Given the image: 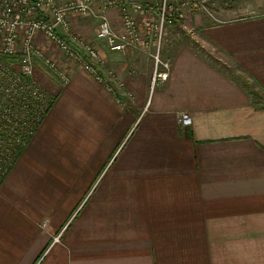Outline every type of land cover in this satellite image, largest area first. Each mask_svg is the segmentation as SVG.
<instances>
[{"label": "crops", "instance_id": "1", "mask_svg": "<svg viewBox=\"0 0 264 264\" xmlns=\"http://www.w3.org/2000/svg\"><path fill=\"white\" fill-rule=\"evenodd\" d=\"M231 1L208 0L218 21L190 13L168 28L194 29L208 56L190 44L163 56L171 75L154 90L153 58L131 49L106 56L115 95L74 63L50 86L0 186V264H264V0ZM91 19L71 16L87 40Z\"/></svg>", "mask_w": 264, "mask_h": 264}, {"label": "built area", "instance_id": "2", "mask_svg": "<svg viewBox=\"0 0 264 264\" xmlns=\"http://www.w3.org/2000/svg\"><path fill=\"white\" fill-rule=\"evenodd\" d=\"M95 2L0 0V186L54 102V96L35 78L37 66H43L61 85L71 78L70 71L40 44L39 35L115 95L124 87L123 80L113 71L103 73L107 61L95 43L74 31L72 15L97 18L96 38L109 52L131 49L151 56L152 90L171 75V62L162 54L168 28L196 12L218 21L208 0H101L99 7ZM110 9L119 13V28L107 14ZM180 122L191 126L193 118L182 112Z\"/></svg>", "mask_w": 264, "mask_h": 264}, {"label": "rangeland", "instance_id": "3", "mask_svg": "<svg viewBox=\"0 0 264 264\" xmlns=\"http://www.w3.org/2000/svg\"><path fill=\"white\" fill-rule=\"evenodd\" d=\"M97 1L99 2L101 0H96V2ZM231 3H233V0L231 1ZM196 13H198L200 15H203L205 17L206 16L209 17L207 14L202 13V12H196ZM74 16H76L78 18H86V19L88 17L92 18L91 20H92L93 23H95V25L92 26V28H93V29L91 28L92 31L90 33H88L89 34L88 36H90V38H91V39H89V37H88V39L92 40V38H94L96 36L98 19L95 18L94 16H81L79 14H74ZM199 38H200L199 34L194 29L193 30L192 29L189 30L188 28L187 29H183L182 26H179V27L175 28L174 30H172L171 32H168L164 36V42H163V45H162V54H163V56H173V55H175L176 51L178 49H180V46H182V45L186 46L187 44H190V45L194 46L199 52H201L203 56H208L207 50L205 48H201V46L198 44L197 39H199ZM57 50L59 51L58 48H57ZM100 51H101V54L105 58L106 61H107V57L106 56H126L125 54L124 55L123 54H113V53L109 52L108 50H105V49H102V48H100ZM138 51H140V50H137V52ZM138 53H142V54H140L141 56H149L148 54H146L143 51H140ZM56 59L58 60V62L62 66L64 65V67H66L69 71H71V67L70 66L72 65V62L67 60V58H65L63 56V54H62V56L56 57ZM106 65H107V62L105 64V66L102 67V70H104ZM73 69L74 70L72 72L78 71V69H79L78 65L77 64H73ZM128 70L130 71L131 74L135 73L132 69L128 68ZM72 72H70V73H72ZM35 78H36L37 82L45 90H47L48 92H49L50 86L55 87L56 91H58V90H60L62 88V87H60L62 85L55 78H53L45 70V68L43 66H41V65H38L36 70H35ZM151 95L153 96V92H152ZM136 112H137V110H136ZM142 117H143V115H142ZM66 146H65V148H66ZM53 148H56V144H55L54 140L38 146V149H53ZM71 148H73V147H71Z\"/></svg>", "mask_w": 264, "mask_h": 264}]
</instances>
